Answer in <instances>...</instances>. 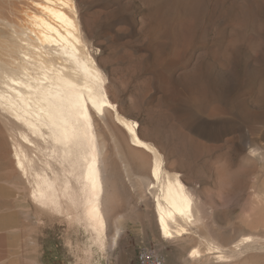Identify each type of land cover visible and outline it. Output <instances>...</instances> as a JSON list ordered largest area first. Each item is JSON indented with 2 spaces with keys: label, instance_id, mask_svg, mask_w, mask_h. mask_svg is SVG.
Segmentation results:
<instances>
[{
  "label": "rangeland",
  "instance_id": "374dc122",
  "mask_svg": "<svg viewBox=\"0 0 264 264\" xmlns=\"http://www.w3.org/2000/svg\"><path fill=\"white\" fill-rule=\"evenodd\" d=\"M81 3L125 110L146 121L152 139L154 126L161 131L197 184L208 224L201 234L223 246L264 238V0ZM1 121L0 264H138L145 250L186 264L192 245L162 244L135 193H119L115 213L126 220L101 261L83 227L35 207Z\"/></svg>",
  "mask_w": 264,
  "mask_h": 264
},
{
  "label": "bare ground",
  "instance_id": "6f19581e",
  "mask_svg": "<svg viewBox=\"0 0 264 264\" xmlns=\"http://www.w3.org/2000/svg\"><path fill=\"white\" fill-rule=\"evenodd\" d=\"M92 29L81 0H0V118L35 207L83 227L103 261L126 220L118 195L135 193L162 244L192 245L186 264H259L263 237L223 246L201 234L206 210L184 159L125 110Z\"/></svg>",
  "mask_w": 264,
  "mask_h": 264
},
{
  "label": "built area",
  "instance_id": "2783aa9c",
  "mask_svg": "<svg viewBox=\"0 0 264 264\" xmlns=\"http://www.w3.org/2000/svg\"><path fill=\"white\" fill-rule=\"evenodd\" d=\"M138 264H166L165 260L157 255L154 250L142 251L139 255Z\"/></svg>",
  "mask_w": 264,
  "mask_h": 264
}]
</instances>
